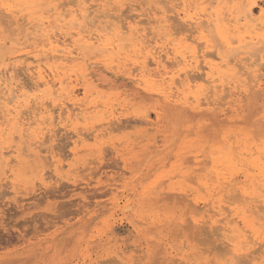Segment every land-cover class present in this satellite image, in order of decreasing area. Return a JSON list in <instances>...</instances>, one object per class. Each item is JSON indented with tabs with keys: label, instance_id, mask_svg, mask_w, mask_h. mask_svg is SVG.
I'll return each instance as SVG.
<instances>
[{
	"label": "rangeland",
	"instance_id": "1",
	"mask_svg": "<svg viewBox=\"0 0 264 264\" xmlns=\"http://www.w3.org/2000/svg\"><path fill=\"white\" fill-rule=\"evenodd\" d=\"M78 1H85L88 7L89 4H103L106 11L121 16L131 24L140 11L159 16L168 7L180 4V0H47L45 7L37 14L30 15L32 23L39 26L41 31L60 41H66L67 44L76 40L77 48L72 56L51 57L47 51H43L46 49V42L39 37V41L30 39L20 45L0 46V71L5 75L12 74L23 85L21 100L28 106L23 105L20 110L24 112L28 109L31 112L39 107L36 101H50L45 106L48 110L53 109L50 113L51 117L54 115L51 121L47 119L41 125L39 122L32 124L33 128L30 126L22 135L21 127L14 128L12 123H8L0 133V148L4 154L0 157V262L10 258H25L14 264H226L230 257L226 255L227 250L230 253L233 246L226 241V232L220 233L221 223L210 227V222L218 219L211 208L220 204L232 211L250 207L249 209L260 212L259 217L264 209L260 199L253 200L256 196L250 192L252 186L246 178L259 177V169L264 168V160H261L263 156L259 154L264 150V137L259 138L261 141L258 138L256 141L252 140L259 137L264 129V56L257 52L261 45L250 51L251 61L255 62L252 67L259 70V79L258 76L252 78V74L247 75L244 70L235 67L239 74L230 70L225 75L224 89L228 86L225 91L227 94L222 91L217 100L205 98L208 85L202 79H194L197 73L190 72L187 68V75L194 79L190 84V92L198 101H195L196 97L189 95L191 100L188 97L184 103L181 96L172 95L167 98L168 91L162 92L170 84L168 77L161 81L152 74H146L140 81L142 74L138 73L139 64L144 58L138 51L141 50L139 43L146 42L147 39L149 49L153 47L152 51L156 49L155 53L160 51L158 46L169 42L168 48L176 47L177 51L187 52L188 55L195 46L182 39L185 32L174 34L167 40L163 32H149L148 28L155 24L147 25L144 22L138 25L140 31L144 26L147 29L146 35L141 38L128 33L115 36L112 32H107L109 34L105 39L111 48L104 50L105 52L95 47L88 48L82 46L79 40L84 35L81 22L73 21L71 24L70 20L69 12L77 8ZM256 1L261 4V0ZM259 5L254 7L256 17H261L259 7L263 4ZM211 6L216 7V1ZM228 6H231L230 2L227 3ZM133 7H137L138 11H131ZM95 8L92 7L90 11ZM66 10L68 14L62 21L59 13L64 14ZM96 20H93V27L100 31L105 23L98 25ZM21 22L24 21L20 20ZM173 23L176 28H181L182 24L178 19H174ZM3 36L7 37L9 34L6 32ZM213 37L210 40L215 45ZM215 38L219 44L222 43L216 34ZM236 45L233 42V47ZM211 50L203 49L207 59L217 63V58L209 56L214 54ZM220 51L229 61L231 69L234 59L242 57L240 51L234 53V50L224 44ZM160 54L164 58L163 53ZM251 54H255V57ZM253 59L258 61L257 64H263L258 66ZM148 60L151 63L150 58H146V62L150 64ZM37 67L46 75H51V72L61 75L64 73L62 90L57 84L52 85L53 95L50 96L42 86L34 91V80L28 71ZM150 67L153 65L150 64ZM177 67L170 68V71L174 79H178L174 85L182 89L179 80L185 76L180 71L184 67L183 64ZM83 70L93 77L105 73L111 78L109 87L104 90L92 86V90H85L81 79ZM177 73H182L179 74L181 79ZM191 73L194 75H190ZM248 78L250 81L246 80ZM251 79L257 80L252 82ZM250 88L252 91H248ZM132 93L136 96H131ZM196 102L200 103L198 107ZM61 107L66 109L61 111ZM210 110H213L212 115ZM60 111L62 117L58 118ZM39 116L41 115L37 114V118ZM28 135L33 136V140ZM233 148L237 152L232 151L236 157L230 152ZM251 151L255 153L251 155ZM197 164L201 166H196ZM250 164L253 168H250ZM198 171L202 174L197 173ZM206 173H209L207 177ZM228 186L237 192L232 194V190L231 193L236 202L229 201L231 191ZM181 195H185L184 198ZM176 196H181V203ZM258 205L262 208L261 211L257 210ZM190 206L196 215L192 213ZM262 213L264 216V210ZM240 217L242 219L243 215ZM246 219L250 221L251 217L247 216ZM203 226L207 233L210 230L209 236L205 234ZM250 230L246 235L251 245L249 244L247 257L243 256V261L264 264V261L257 259L254 263L250 261L254 255L260 256V252L264 250L262 230H258L255 240V227L251 226ZM215 231L224 237L227 246L229 243L226 249L222 247L226 246L222 240L216 239L220 234H213ZM211 235L214 237L211 238ZM216 235L218 237L215 238ZM257 247L260 252L256 251ZM253 249L258 254L255 252L253 255ZM250 250L253 252L249 253Z\"/></svg>",
	"mask_w": 264,
	"mask_h": 264
},
{
	"label": "bare ground",
	"instance_id": "2",
	"mask_svg": "<svg viewBox=\"0 0 264 264\" xmlns=\"http://www.w3.org/2000/svg\"><path fill=\"white\" fill-rule=\"evenodd\" d=\"M91 1L93 2L94 0H91ZM96 1H98V0H96ZM160 1H162V0H160ZM215 1H216L217 6L216 7H212L211 6V3L213 5V3H215ZM104 2H106V1H104ZM140 2H141V0H140ZM229 2L231 3V6H228L227 7V3L229 4ZM3 3L10 4L13 7L10 8V9L9 8H0V46H10V45H13V44H19L20 45L22 43H26L30 39H35V40L37 39V41H39V39H38V37H39V38H44L43 40L46 42V46L44 48H46V49L43 50V51H47V54L48 55L50 54L51 57H70V56H72L74 50L77 48L76 47L77 46V41L76 40H72V43L71 44H67V43H65L66 41L65 42L64 41H60L56 37L50 36L47 32L41 31V29L39 28V26H37L34 23H32V20L30 18V15L37 14L38 11L42 7H45V5L48 3L47 0H3ZM260 3L263 4V6H264V0H261ZM107 4H109V2H107ZM257 4H258V2L256 0H180L179 6L172 5V6L168 7L159 16L156 15L155 13H152V12H147L146 13V12L140 11L139 14H137V16L134 18V23L133 24H131L130 22L126 21L125 19H122L121 16H119L117 14H113L111 11H106L105 6L103 4H96V5H93L92 4L93 6H91V4H89L90 7H88L86 5L85 1H78L76 3L77 8L75 10L74 9L73 10H70L69 13H70L71 24H72L73 21H75L76 23L81 22V24H82V30H83V34L84 35L79 38V40L81 41V45L82 46H87L88 48L95 47V48L100 49V50H103V51L106 50V49H108V48H111L112 47V46L111 47H108V45H107L108 43H107V41L105 39V36L107 34H109L107 32H112L115 36H121L124 33H128L130 36L138 35V37L141 38V37H143V36L146 35L145 34V31L147 29L144 26V28H142L141 31H140V29L138 28V25L143 24L144 22H145L144 24H147V25L155 24V26H152V27L148 28L149 32L152 33V34H159L160 32H163L167 36V38H166L167 40L172 35H174V34H178L180 32H185V34L183 35L182 39H184L185 41H189L193 46H195V47H192V49L189 51V54L188 55H187V52L177 51L176 50V47L168 48V43L169 42L167 44L166 43H162V45L158 46L159 49H160V51H158L159 53H155V50L156 49L153 52L152 51L153 50V47H152V49L151 48L149 49V44H148L147 39H146V42H140L139 45L141 47V50L138 51V54L141 55L144 59L139 64V72L138 71H136V72H138V73L141 72V74H142L140 81H142V79L146 76V74H148L149 76L152 74L155 77L160 78L161 81H164V77H168V79L170 80V84L168 86H167V84L164 85V86H167V89L164 88L166 91H162V92H167L168 91L167 92V98L168 97H171L172 95H176L178 97L181 96V99L184 100V103H186L187 100H188L189 95H192V92H190V89H191L190 84L196 78H198L196 80H199V79L201 80L202 79V81L205 82L208 85V88L205 89V91H207L205 93L206 94V97L205 98H207V99L208 98H213L214 100L215 99L216 100L219 99L218 97H219V95L221 94L222 91L224 93H225V91H227L228 86H227L226 90L224 89V86H225L224 85V82H226L224 79H225V75L228 74V72L230 70H234V72L235 73L238 72V74H239V71L238 70H244L245 74H247V75H251L252 74L251 75L252 78H257V76H258V79H259V77H260L259 76V70H257V68H253L252 67V66H254L255 62L251 61V56H250V51L253 50L255 46L261 45V46H259V49L261 48V49L264 50V48H262V47H264V17H256L255 16V12H254L253 5L258 6L259 4L258 5ZM162 5H164V4H162ZM59 6H61V5L59 4ZM161 6L159 8H161ZM92 7H96V8L94 10L90 11V9ZM137 7L131 8V11L137 12L138 11ZM226 7H227V10H225ZM163 8L165 9L166 6L165 7L163 6ZM260 8L261 7H259V10H260ZM224 10L226 12H224ZM226 13H227V15H226ZM67 14H68L67 10H66V12H64V14L63 13H59V16L62 18V21L64 20V16H66ZM94 19H97L96 20V23L98 25H102V23H105V25L100 28V31H98L96 28L93 27V26H95L94 25L95 22H93ZM102 19L104 21H102ZM174 19H176V20L178 19L183 26L181 25L180 26L181 28H176L174 26V23H173ZM20 20H23L24 22H21L20 23ZM87 21H89L90 24H88ZM29 25L31 27H27ZM53 31H55V30H53ZM6 32H7V34H9V36H7V37L3 36ZM213 33H215L217 35V37H219L222 40V43L220 42L221 45L224 44L227 48H230V50H234V53H236L237 51H240L242 53V57H240V58H238L236 60L234 59V61H233L234 64H233L232 69L229 68V65H230L229 64V61L222 55V53H221L222 51H220L221 45L218 43L217 39L215 38V34H213ZM11 37H13V39ZM212 37H213V39H215L213 41H216L217 42V43L215 42V45H213L212 44V41L210 40V38H212ZM155 40H160V39H155ZM169 41H172V39H170ZM233 42H236L237 43L236 47H233ZM37 43H40V42H37ZM122 44H125V43H122ZM145 44H148V46H144ZM229 45H231V46H229ZM120 48H122V47H120ZM203 49H212V50L214 49L213 51L211 50V52H214V54H209V56H213L214 59L217 58L216 59L217 60V63H214V62L208 60L207 59V54L203 51ZM261 49L258 50V51L257 50H255V51L260 52L261 55L263 54L262 55V57H263L264 56V51L261 50ZM97 52H99V51H97ZM160 53H163L164 58H163V56H161ZM158 54H160V55H158ZM251 55L254 56L255 54H251ZM257 56L258 55H256V57ZM111 58H113V57H111ZM138 58H141V57L138 56ZM146 58H150L151 63H150L149 60L148 61H149V63L151 65H153V67H150V64H148V62H146ZM255 59H253V60L254 61L258 60V57H257L256 60ZM257 62L258 61H256V64H257ZM263 63H259L257 65L258 66H261L260 64H263ZM180 64H183V67H184L180 71L185 75L182 80H179L180 81L179 84L182 87V89H179V88H177L174 85L175 82H178V79H176V78L174 79V75L170 71V68L174 69L173 68L174 66L176 68ZM235 67H237L238 70L235 71ZM251 67H252V70H251ZM177 68H179V67H177ZM187 68L189 69L190 72L197 73V74H195L194 79H191V76L187 75V73H188V70H186ZM222 68H224V69H222ZM10 69H12V68H10ZM135 70H134V72H135ZM96 71H99V70H96ZM2 72L3 71H0V133L3 132V130L5 129V126L8 123H12L13 126H14V128H15V126H18V127L20 126L21 127L20 128L21 129L20 130L21 131L20 134L22 135L23 131H27L28 129H30V126L32 124L39 122L40 125H41L47 119L49 121H51V120L54 119L53 118L54 115L52 114L53 116L51 117V113L52 112L50 111V110H53V109L50 108V110H48L47 107L45 106V103H49L50 101L43 103V102H41V100H38V101L35 102V103H39L38 104L39 105L38 108L37 107L34 108L31 112H29L30 110H28L26 108L27 110L24 111V112H22L20 110V108H22L24 106H28L27 104H23V102L21 100V96L23 94L22 93V87L21 86H23V85H20L18 79L17 78H14L15 76H13L12 74L5 75ZM182 73H177V76L179 74H182ZM193 73H191L190 75L193 76L194 75ZM28 74L34 80V84H33V85H35V86H33V88H35L34 91L42 86L44 88V92H46L47 95L50 96L51 94L53 95V93H52L53 91H51V88L53 86L57 85V84L59 85V89L62 90V84H63V82L65 80V74L64 73H62V75H61L60 73H56V72L53 73V72H51V75H46L44 73V71H42V69L40 67H37L33 71H28ZM241 74H243V73H241ZM245 74H244V76H246ZM138 76H139V74H138ZM48 77H50V79H48ZM179 77H180V75H179ZM81 79H82V83H83V86H84L85 90L88 89V91H89V90H92L91 89L92 86H95V87H98V88H102V89L108 88L111 78H109L105 73H100L99 76H97V77H93V75L89 76V74H87L86 71L83 70L82 73H81ZM180 79H181V77H180ZM249 79L250 78H248L246 80L248 81ZM256 80H253L252 81V79H251L252 82H255ZM140 84H141V82H140ZM162 84H165V83H162ZM176 85H178V83ZM160 86H162V85H160ZM245 86H246V84H245ZM249 87H252V86L249 85ZM33 88H30V89H33ZM136 91L138 92L137 89L135 90V92ZM248 91H252V89L250 88V90H248ZM207 93L210 96H208ZM225 94H227V92ZM129 95H131V94H129ZM133 95H135V94L132 93L131 96H133ZM37 96H38V94H37ZM149 96H150V94H149ZM140 97H138V98H140ZM146 97H148V96H146ZM192 97L195 98L196 96L192 95ZM189 99H190V97H189ZM252 99H253V97H252ZM195 101H198V98L197 97L195 98ZM253 103H254V99H253ZM49 104H48V108L50 107ZM196 104H197V107H198L200 103L198 104L196 102ZM216 104H217V102H216ZM52 105H54L53 102H52ZM54 108H55V106H54ZM65 109H66L65 107H61L60 108L61 111H64ZM179 110H181V109H179ZM201 110H202V108H201ZM61 111H60V113L58 115V118L62 117L61 116ZM212 111L210 110V112H211L210 115H212ZM189 113L190 112L188 111V114ZM225 113L227 114V112H225ZM37 114H39L41 116H39L37 118ZM184 115H185V111H184ZM198 115H199V113H198ZM186 116H188V115H186ZM190 116H191V114L189 115V117ZM201 118H203V116ZM211 123H214V122H211ZM215 126H216V124H215ZM103 127H102V129H103ZM75 131H77V130H75ZM13 132L16 133L15 130H13ZM254 133H253V136H256V135H254ZM258 134L259 133H257V135ZM12 135H11V137L13 139V136ZM41 135H42V133H41ZM28 136L32 137L30 139L33 140V136H31V135H28ZM216 136H218V134ZM261 136L264 137V129L260 133L259 137H255L256 139H254L252 137V135H251V137L253 138L252 140H254V141H256L257 138L258 139L261 138ZM38 137H40V136H38ZM42 137H44V136H42ZM223 138L225 139V137H223ZM228 138H229V141H230L231 136L228 137ZM46 140H44V141H46ZM35 142H37V141H35ZM32 144H34V142ZM41 144L42 143L40 142V145ZM21 145H22V143H21ZM15 147H17V146H15ZM218 147H220V146H218ZM252 147L253 146L251 145V148ZM251 148L248 151H250ZM5 149H6V147H5ZM233 149L230 152L232 153V156H235L233 154L234 153H237V152H235V149L234 150ZM193 150H195V149H193ZM23 151H24V149H23ZM224 151H225V147H224ZM253 153H255V152L254 151L253 152L251 151V155H253ZM2 154H3L2 153V148H0V157L2 156ZM184 154H185V152H184ZM207 154L209 155V153H207ZM259 154H261V156H263V158H261L258 155L259 158H261V160H264V150H263V152H261ZM29 156H31V155H29ZM245 157H247V156L245 155ZM41 158H43V156ZM204 160H205V158H204ZM184 162H185V160H184ZM202 163H205V162H202ZM207 163H208V161H207ZM199 165L197 164L196 166H199ZM208 165H209V163H208ZM236 165L238 166L237 162H236ZM241 165H243L242 164V161H241ZM250 165H251L250 166V168H251L252 167V164H250ZM263 166H264V163H263ZM239 167H240V165H239ZM243 167H245V166L243 165ZM56 168H58V167H56ZM250 168H247V169L249 170ZM204 169H206V168H204ZM201 171L203 172V170H201ZM201 171H198L197 173H201ZM252 171L253 170H251V172ZM227 172H225V173H227ZM259 172L261 173L259 177H246V178L249 179L250 184L252 186V191H250V192H253L255 194V196H256V198L253 196L254 199L253 198L252 199L253 200L260 199V202L263 204L261 207H264V168L263 169H259ZM208 174L206 175V177L208 176ZM256 174H257V172H256ZM238 176H240V175H238ZM209 178H210V176H209ZM201 179H202V175H201ZM184 180H187V179H184ZM212 181H215V180H212ZM225 183H227V182H225ZM225 185H228V184H225ZM228 187H229V189H230L231 192L229 191V189H227V190L231 194L233 189H231L232 187H230V186H228ZM206 188H208V187H206ZM248 188H249V186H248ZM248 190H250V189H248ZM234 191L235 190H233V193L232 194L237 193L236 191L235 192ZM232 194H231V197L234 196V195L232 196ZM245 194H246V192H245ZM204 195L206 196L205 193H204ZM223 195H224V192H223ZM181 196L183 197L185 195H181ZM240 196H242V194ZM180 197L177 198V196H176V199L179 200ZM226 197L228 198L229 196H226ZM226 197H224V198H226ZM231 197L228 198L229 201L230 200H234V202H236V200L234 199V197L233 198H231ZM183 198H182V200H184ZM221 201L223 202V199H221ZM249 201H251V198H250ZM183 202H186V201L184 200ZM225 202L228 203L227 201H225ZM231 202H233V201H231ZM180 203H181V198H180ZM226 203H225V205H226ZM237 203H239V201ZM215 204H216V202H215ZM232 204L230 203V205H232ZM188 205H191V204L188 203ZM206 205H208V204H206ZM256 207L259 208L257 210L261 211L262 208L259 207V205L256 206ZM191 208H192V213H193L194 212V209H193V207H191ZM249 208L241 209V211L233 210L234 213H233V211L231 209L225 208V206H223V204L222 205L220 204V205H218L216 207L213 206L211 208V210L214 212V215L215 214L217 215L218 219L212 220L210 222V225H211L210 227H214V226L216 227V224L221 223L222 224V228H221L220 225H217V227L220 226L219 228L221 230L218 228L220 230V233H222L221 231H223V233L226 232V235L224 234L225 235V238L227 239L226 241H228L231 244V246H233V248L230 250V253H229V250H227L228 253L226 255H230V257L228 256L229 258H228V261H227L226 264H241V263L242 264H247L246 262H248V264H249V260L248 261L247 260L246 261H243L244 260V257L245 256L247 257L246 250H248L249 244H250V242L247 241V238H249V237H247L248 235H246V234H247L248 231L251 232V230H250L251 229V226L253 228L255 227V230L253 232L254 233L253 234V240H255V238L258 237V234H257L258 233V230L261 229L262 230V233H264V220L262 219V216H263L262 211L264 209H262L261 216L259 217L260 212L258 213V211H254V209L251 210ZM248 212H249V214H248ZM209 213H210V211H209ZM241 214L243 215L242 219L240 217ZM194 215H196V212H194ZM214 215L211 214L212 217ZM247 216L248 217H251L250 221H248L246 219ZM205 226H203L204 227V230L206 229ZM256 226H257V228H256ZM183 228H185V226ZM197 229H198V227H197ZM206 231L207 230H205V232ZM209 231L210 230H208V233L207 232L205 233L208 236L210 235L209 234ZM215 232L216 233H213V234H217V231H215ZM220 233H218V234H220ZM217 235L215 236V238L218 237ZM221 236L222 235L220 234V236L218 237L219 239L218 238H216V239L219 240V241L222 240V242L224 243V239H223L224 237L222 238ZM212 237H214V236L211 235V238ZM220 237H221V239H220ZM215 238H214V241H217ZM249 240H251V239H249ZM262 240H264V239H261V241ZM229 243H228V246H229ZM224 244L226 246H222V247L223 248L225 247L224 249H226V247H228L227 246V243L225 242ZM220 246H221V244H220ZM258 248L259 247H257V250L256 249H253L254 252L252 250H250L249 253L250 252H253L252 254L254 255V253L259 250ZM258 252H260V251H258ZM258 252H256L255 254H258ZM260 253H261L260 256L259 255H257V256L254 255V257H252V258L250 257L251 258L250 261L253 262V261H255L257 259V260H261L260 262H263L264 261V257H263L264 250L261 251ZM23 259H25V258H21V259H18V258H10V259L1 260V262H2V264H14V263L19 262V261H21ZM1 262H0V264H1ZM182 263H184V262L182 261ZM219 263H221V262L219 261Z\"/></svg>",
	"mask_w": 264,
	"mask_h": 264
},
{
	"label": "snow or ice",
	"instance_id": "3",
	"mask_svg": "<svg viewBox=\"0 0 264 264\" xmlns=\"http://www.w3.org/2000/svg\"><path fill=\"white\" fill-rule=\"evenodd\" d=\"M13 6L12 5H10V4H5V3H3V0H0V8H12ZM253 7H255V5H253ZM260 15H261V17H264V6H261V8H260ZM229 46H231V45H229Z\"/></svg>",
	"mask_w": 264,
	"mask_h": 264
}]
</instances>
